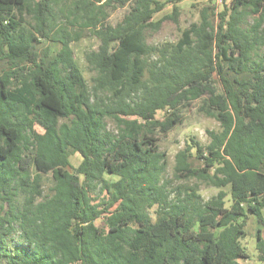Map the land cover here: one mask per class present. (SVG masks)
<instances>
[{
  "label": "trees",
  "instance_id": "16d2710c",
  "mask_svg": "<svg viewBox=\"0 0 264 264\" xmlns=\"http://www.w3.org/2000/svg\"><path fill=\"white\" fill-rule=\"evenodd\" d=\"M182 1L0 0V65L6 66L0 74V264L250 259L242 244L247 220L254 215L264 225V53L254 57L264 48V28L244 29L240 8L264 19V0H235L217 25L207 7L176 44L148 45L146 30H159L166 19L178 23ZM170 3L172 15L154 21ZM125 7L116 25L108 22ZM66 21L92 29L101 41L86 55L97 72L92 88ZM46 41L60 49L53 52ZM202 96L203 113L221 130L208 132V145L177 154L175 179L197 183L173 193L164 181L160 137L181 125L188 104ZM109 119L117 132L108 129ZM71 151L82 158L78 166ZM201 183L218 194L204 200ZM18 228L26 247L10 251L8 238ZM257 242L264 262L260 229Z\"/></svg>",
  "mask_w": 264,
  "mask_h": 264
},
{
  "label": "rangeland",
  "instance_id": "374dc122",
  "mask_svg": "<svg viewBox=\"0 0 264 264\" xmlns=\"http://www.w3.org/2000/svg\"><path fill=\"white\" fill-rule=\"evenodd\" d=\"M74 0H63L68 6ZM165 2L166 0H159ZM235 0H184L178 4L180 9L179 22L175 23L171 19H166L159 30L148 29L145 32V38L148 45L156 46L162 48L168 44H176L181 38L183 31L188 29L193 23H198L201 20V12L203 9L210 7V14L212 21L217 25L219 23V13L225 10L226 7L229 9L232 8V5ZM173 4H167L163 11L155 15L154 21L163 19L164 17L170 16L173 13ZM240 10L243 13L242 17V27L246 30H253L254 28L263 29L264 28V19L259 15L255 14L251 9L242 6ZM128 11V7L117 8L115 11H112L111 16L108 19V22L112 25H116ZM31 19L28 18L26 23L27 27H31ZM107 23V22H106ZM66 26L68 28L69 34L72 37L71 48L74 52V57L77 60L90 88L94 85V78L97 76V72L94 69H91L89 63L86 60V55L92 51H97L101 45L100 39L95 35V32L92 29H86L80 27L79 24L70 25L66 21ZM78 35V36H77ZM47 42V41H46ZM51 47L53 52H56L60 49V45L45 43ZM41 45V47H44ZM264 53V48L258 51L254 56L259 58ZM158 59V56H152L148 59L150 62H154ZM6 68L4 64L0 65V74L2 69ZM212 84L218 89L221 93L223 92V87L221 80L217 74H213L210 77ZM107 97V95H102ZM109 97V96H108ZM207 96H202L201 98L190 102L188 108L184 110V119L183 123L177 126L173 131L167 134L164 137H160L159 147L160 152L166 153L167 158V169L164 174V181L169 180L170 184L168 189L173 193L177 190L178 187L186 184L188 186H193L197 183L196 180L183 181L177 180L174 177V170L176 166V156L177 154L186 149L188 145H194L195 143H200L203 146L208 145L211 142L208 132L215 131L219 132L220 123L217 119L208 117L202 111V106L205 104ZM159 118H162L163 115L159 114ZM108 129L110 131L117 132L118 126L115 121L107 120ZM38 131H41L40 128H37ZM196 150H193L195 155ZM70 158L74 166H78L82 161L81 156L76 152H70ZM195 164L197 161L192 159ZM105 178L109 181H116L119 178L114 175L106 174ZM43 189L45 194L50 193V188L52 186L49 180L45 181L43 184ZM230 192V187L225 189ZM219 189L215 187L208 186L201 183L199 186V193L201 194L204 200H209L214 195L218 194ZM99 195V191L93 193L94 197ZM103 197V195L101 196ZM231 205L230 196L227 197V207ZM156 209V208H155ZM155 209L151 210V214H154ZM3 214L0 208V215ZM154 216V215H153ZM97 225L104 226V219L97 221ZM261 230L262 236L264 237V225L258 223L257 217L250 215L247 220L246 231L247 237L242 240V244L246 247L247 252L250 254L249 260H243L246 264H264L258 258L257 251V232ZM7 246L10 251H15L16 249H22L26 247L22 237L20 236L19 228L15 231L12 236L8 238Z\"/></svg>",
  "mask_w": 264,
  "mask_h": 264
},
{
  "label": "crops",
  "instance_id": "0c3cea01",
  "mask_svg": "<svg viewBox=\"0 0 264 264\" xmlns=\"http://www.w3.org/2000/svg\"><path fill=\"white\" fill-rule=\"evenodd\" d=\"M263 237V236H262ZM264 238V237H263Z\"/></svg>",
  "mask_w": 264,
  "mask_h": 264
}]
</instances>
